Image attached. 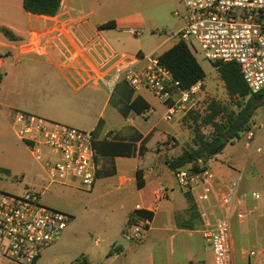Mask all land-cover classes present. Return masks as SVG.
<instances>
[{"label": "crops", "instance_id": "obj_1", "mask_svg": "<svg viewBox=\"0 0 264 264\" xmlns=\"http://www.w3.org/2000/svg\"><path fill=\"white\" fill-rule=\"evenodd\" d=\"M153 11L155 0H62L61 15L86 18L69 35L62 36L49 32L53 16L25 12L23 0H0V27L9 28L17 37L16 41H12L0 32V122L11 123L12 113L17 111L15 103L18 99H15L22 96L26 88V61L42 67L43 78L55 98L54 109L62 111L54 115L68 121L71 119L69 116L76 114L78 116L73 119L94 132L98 168L92 190L100 182V188L110 193L111 200L120 204L121 210H126L125 218L116 225L121 236L114 247H108L103 264H117V259L125 256L126 251L132 256L140 252L146 254L147 264H213V252L203 233L205 224L207 219L214 222L220 216L221 211L217 206L219 197L235 188L236 200L231 211L234 263L264 264L262 237L255 235V241L262 243L258 252L248 251L237 242L238 235L241 243L247 242L252 234V226L258 218H263V213L258 218L253 217L255 211L264 210L260 193L243 180L255 165L254 153H259L256 151V140L254 148L248 149L243 158L231 156L229 144L222 153L207 162L215 175L208 200L202 199L201 190L195 193L183 190L177 180L170 184V175L175 173L167 160L177 158L192 147L195 136L184 138L186 131L176 120L178 115L173 118L177 122L176 128L163 124L168 122L166 106L144 88L134 90L121 86L111 106L118 85L112 94L102 84L95 85L80 54V44L99 35L101 43L94 50L99 62L107 60L109 54L134 56L131 50L120 51L126 49L114 42L116 39L112 31L122 32L119 26L128 24H132L128 28L144 29L146 23L143 16L145 12ZM108 23H112L113 27H104ZM138 54L141 55L140 52ZM215 89L214 86L207 90L203 81L201 101L212 99L210 102H216ZM224 91L227 94L225 85ZM154 100L159 103L157 106ZM160 109L161 117L152 120L151 115ZM261 109L262 118L256 136L264 129V107L257 112ZM254 122L255 115L250 129L253 125L256 127ZM169 138H174L176 145H165ZM139 171L143 188L138 186ZM255 192L259 193V199L253 197ZM137 204L153 209L147 238L142 243H136L147 245L145 250L144 246L134 248L127 244L122 235L128 221L139 214L135 212ZM203 208L207 209L206 216ZM240 213L243 219L238 218ZM206 244L208 250L205 249ZM237 248L240 250L239 256ZM170 249L173 256H164V252ZM85 260L88 264H98L90 259ZM5 263L13 262L0 260V264Z\"/></svg>", "mask_w": 264, "mask_h": 264}, {"label": "built area", "instance_id": "obj_2", "mask_svg": "<svg viewBox=\"0 0 264 264\" xmlns=\"http://www.w3.org/2000/svg\"><path fill=\"white\" fill-rule=\"evenodd\" d=\"M186 13L185 28L180 39L198 48L202 57L215 63L235 62L240 68L251 94L264 90V0H183ZM179 16V13H175ZM50 34L69 35L84 17L53 16ZM122 32L131 37L144 32L143 28H126ZM101 43L99 35L80 44V54L87 63L95 85L102 84L112 94L122 78L134 90L146 89L166 106V120L187 114L199 107L203 82L183 89L173 73L163 66L158 56L109 54L99 62L94 50ZM113 61V62H112ZM143 64L139 66V64ZM16 136L29 148L40 166L46 184L44 191L56 184L68 186L78 181L91 191L97 179L95 135L93 131L78 130L49 122L33 114L14 111L11 119ZM246 146L254 148L256 134L251 129ZM261 152L260 148L256 149ZM210 161V160H209ZM183 190L202 191L208 200L215 178L206 164L200 172L182 169L175 173ZM237 188L219 197L221 214L214 222L207 219L204 236L213 252V264H234L231 230V211ZM259 199V193L252 194ZM42 193L28 191L22 196L0 194V260L15 264H35L41 251L58 242L71 216L41 202ZM207 215V209L203 208ZM135 212L153 213L152 207L137 204ZM243 219V214H238ZM150 219L136 214L126 224L123 239L142 243L149 231ZM254 252L251 253V256ZM77 264H84L80 261Z\"/></svg>", "mask_w": 264, "mask_h": 264}, {"label": "rangeland", "instance_id": "obj_3", "mask_svg": "<svg viewBox=\"0 0 264 264\" xmlns=\"http://www.w3.org/2000/svg\"><path fill=\"white\" fill-rule=\"evenodd\" d=\"M176 12L179 13V16L175 15ZM185 13L186 9L183 0H155V11L145 12L143 16L146 23L144 24L145 26L143 25L144 32L131 37L121 31L114 30L112 31L116 39L114 42L118 43L121 48L126 49H120V51L131 50L135 53L134 55L140 52L144 56L152 54L157 57L180 40V32L186 26ZM131 25H120L119 29L123 30ZM166 38H169L168 41L162 43ZM189 48L205 71V88L211 90L215 86L216 102L220 103L225 109V113L236 112L238 108L235 105V101L230 99L224 91V85L216 67L202 57L198 48H193L191 45H189ZM24 63L28 67L26 88L22 96L15 99H18L17 103H15V110L36 115L52 123L88 131L83 126H80L81 123L77 119H73L78 116L76 114L69 116L71 119H68V121L65 118L54 115L61 114L62 111L59 108L54 109L55 98L50 88H48V83L43 78L42 67L32 65L26 61ZM123 85L130 87L128 82L122 78L112 96L111 106L117 99L119 88ZM15 100H13V103ZM210 100L201 101L199 107L193 110L191 115L187 113L181 115V117L179 115L178 117L176 116V120L181 123V126L186 131L185 139L187 136H190L189 139L194 138V118L202 117L207 113ZM153 103L155 106L159 104L156 100ZM262 111L263 109L255 113L254 123L256 127L253 125L251 129L254 133H257V128L260 127ZM161 115V109L157 110L151 115L152 120L158 119ZM163 124L174 126V128L177 127V122L174 119L173 121L163 122ZM211 130L210 127L202 129L207 135ZM247 142V135L241 134L238 139L228 146L229 148L231 147V156L243 158L249 152L246 146ZM257 148H260L261 152L254 153L255 165L250 169L252 172L244 175L243 180L260 193L264 207V129L260 133L258 132L256 136ZM175 181V175L171 174L169 183L173 184ZM99 184L100 182L97 183L94 190L88 191L82 187L80 182L72 181L68 186L56 184L44 191L46 184L40 166L35 162L26 145L16 136L11 123L0 122V192L22 196L28 191H39L42 193L41 202L44 205L61 210L71 216V220L63 231L60 240L41 251V259L37 264H74L79 259H90L98 264L104 263L108 255V247H114V243H117L121 236L120 230L116 225L125 218L126 210H121L120 204H116L111 200L109 197L110 193L101 189ZM261 213H263V218L260 219L258 217ZM253 217L258 218V220L252 226L250 239L241 243V237L238 235L237 242L239 246H244L248 251L258 252L262 243L261 241H255V235L257 234L262 237L261 240H264V210L255 211ZM125 242L134 248L144 246V250L147 249V245ZM204 246L206 250L209 249L207 244ZM126 252L125 256L117 259V264H147L146 254L140 252V254L132 256L129 251ZM239 253L240 250L237 248L238 256ZM164 256H173V250H166Z\"/></svg>", "mask_w": 264, "mask_h": 264}, {"label": "trees", "instance_id": "obj_4", "mask_svg": "<svg viewBox=\"0 0 264 264\" xmlns=\"http://www.w3.org/2000/svg\"><path fill=\"white\" fill-rule=\"evenodd\" d=\"M61 5L62 0H23L25 12L35 15L54 16L60 12ZM112 25V23H108L104 27H113ZM0 32L9 40H17L9 28L0 27ZM158 59L180 81L183 89L190 88L199 81L203 82L206 77L204 69L188 44L181 39L159 55ZM213 65L225 85L229 98L235 101L238 110L225 113V109L219 103L210 102L207 113L202 117L194 118V145L184 150L177 158L167 160L174 173L182 169L189 172L203 171L209 160L222 153L241 134L250 130V124L256 111L260 107H264V90L257 94H251L237 63H215ZM192 113V111L189 112V115ZM203 127H210L212 130L207 135L202 131ZM164 144L176 145V142L174 138H169ZM138 175V186L143 188L144 184L140 180V171ZM139 215L152 218V215L146 212H139ZM81 260L84 261V264H88L85 259H79L74 264Z\"/></svg>", "mask_w": 264, "mask_h": 264}]
</instances>
